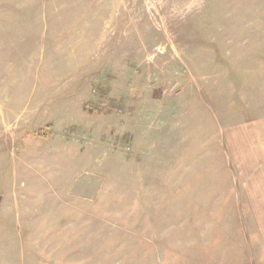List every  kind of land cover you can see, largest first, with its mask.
I'll use <instances>...</instances> for the list:
<instances>
[{"label":"rangeland","instance_id":"1","mask_svg":"<svg viewBox=\"0 0 264 264\" xmlns=\"http://www.w3.org/2000/svg\"><path fill=\"white\" fill-rule=\"evenodd\" d=\"M0 264H264V0H0Z\"/></svg>","mask_w":264,"mask_h":264}]
</instances>
